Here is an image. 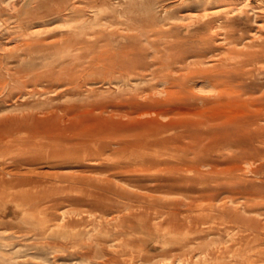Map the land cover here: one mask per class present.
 Returning a JSON list of instances; mask_svg holds the SVG:
<instances>
[{
  "label": "rangeland",
  "instance_id": "rangeland-1",
  "mask_svg": "<svg viewBox=\"0 0 264 264\" xmlns=\"http://www.w3.org/2000/svg\"><path fill=\"white\" fill-rule=\"evenodd\" d=\"M246 240L264 264V0H0V264Z\"/></svg>",
  "mask_w": 264,
  "mask_h": 264
},
{
  "label": "bare ground",
  "instance_id": "bare-ground-1",
  "mask_svg": "<svg viewBox=\"0 0 264 264\" xmlns=\"http://www.w3.org/2000/svg\"><path fill=\"white\" fill-rule=\"evenodd\" d=\"M75 158H77V159H79L78 157H75ZM216 164V163H215ZM204 165V164H203ZM69 167H72V166H69ZM189 168V167H188ZM192 168V167H191ZM220 172V171H219ZM202 202V201H201ZM191 207V206H190ZM194 207V206H193ZM209 229V228H208ZM219 231V230H218ZM194 232H195V234L197 233L198 234V232H203V230H200V229H196V230H194ZM208 233H211V231L209 230V232ZM215 234V233H214ZM195 239H197V237L196 236H194V237H192V239H189V238H185V240H183L182 242H180L179 243V250L181 251V253H182V255L183 254H186V255H191V254H187V252H185L187 249H186V247L188 246V244L190 245V244H193L194 242H195ZM247 240H248V237L246 238ZM240 240H242V239H240ZM245 241V242H243V241H238L235 245H229V244H227V245H225V246H223V247H213L211 250H209L208 252H207V255L209 256V258L211 259V260H215V259H218V258H220V257H222V256H224V255H228L229 257H231V259H232V257L233 256H235L236 255V252L237 253H240V252H243V254H245V256L244 257H242V258H240V259H235V260H231L230 259V261L227 263V264H253V263H255V262H257L258 261V258L256 257L257 255H256V253L254 252H252L251 254L249 253L250 252V250L249 249H247V247L249 246L250 247V249H252V247L249 245V243H248V241ZM244 243H245V246H244ZM235 247V253H234V255H233V252H234V250H233V248ZM184 249H186V250H184ZM243 254H241V255H243ZM181 254L178 256V257H181L182 256ZM240 255V256H241ZM259 258H260V256H259ZM262 258V257H261ZM260 258V259H261Z\"/></svg>",
  "mask_w": 264,
  "mask_h": 264
}]
</instances>
